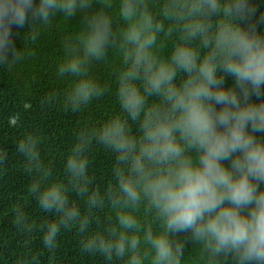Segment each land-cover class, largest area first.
I'll return each mask as SVG.
<instances>
[{
  "label": "clouds",
  "instance_id": "obj_1",
  "mask_svg": "<svg viewBox=\"0 0 264 264\" xmlns=\"http://www.w3.org/2000/svg\"><path fill=\"white\" fill-rule=\"evenodd\" d=\"M257 12L256 0H0V65L26 55L12 42L13 24L33 29L78 16L55 67L70 81L64 107L80 111L110 91L118 105L76 132L59 177L38 138L18 143L27 194L48 216L44 248L75 227L81 252L106 264L229 257L264 264V13ZM110 57L119 62L114 89L90 73ZM97 147L112 156L103 191L90 174ZM14 212L28 229L24 208Z\"/></svg>",
  "mask_w": 264,
  "mask_h": 264
},
{
  "label": "trees",
  "instance_id": "obj_2",
  "mask_svg": "<svg viewBox=\"0 0 264 264\" xmlns=\"http://www.w3.org/2000/svg\"><path fill=\"white\" fill-rule=\"evenodd\" d=\"M257 16L264 13V0H256ZM79 17L66 20L58 17L46 27L30 23L11 26V39L25 58L9 66L0 65V264H106L103 257L82 253L80 234L75 227L60 232L56 247H43L40 226L48 218L27 194L30 176L17 145L28 137L38 138L42 154L61 175V162L74 141L76 132L84 126H96L118 112L113 92L94 100L86 108L73 112L64 107L63 94L70 81L59 78L55 67L63 54L64 39L80 27ZM264 31V25L258 26ZM166 43L161 50L166 51ZM118 60L94 63L91 75L103 86L114 89V73ZM232 84L226 80V86ZM255 99V97H253ZM90 174L93 187L103 191L111 184L112 156L102 148L91 153ZM229 162L225 161L227 165ZM74 202L78 197L72 194ZM22 206L29 219L28 229H21L16 222L14 209ZM101 219L103 215L96 213ZM186 234H178L183 239ZM193 253L188 243L185 255ZM222 264H234L229 257Z\"/></svg>",
  "mask_w": 264,
  "mask_h": 264
}]
</instances>
